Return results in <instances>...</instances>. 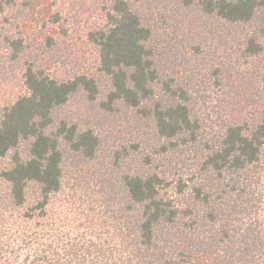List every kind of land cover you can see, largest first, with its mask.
Wrapping results in <instances>:
<instances>
[{
    "label": "trees",
    "instance_id": "16d2710c",
    "mask_svg": "<svg viewBox=\"0 0 264 264\" xmlns=\"http://www.w3.org/2000/svg\"><path fill=\"white\" fill-rule=\"evenodd\" d=\"M20 1L51 12V0ZM169 1L208 17L227 60L208 73L187 59L168 66L152 0H111L89 33L101 108H132L151 129L131 145L134 170L66 192L64 158L93 160L100 141L54 110L79 90L96 99L102 80L25 67L26 91L0 108V264H264V0H166L165 10ZM10 44L15 55L23 45Z\"/></svg>",
    "mask_w": 264,
    "mask_h": 264
},
{
    "label": "rangeland",
    "instance_id": "374dc122",
    "mask_svg": "<svg viewBox=\"0 0 264 264\" xmlns=\"http://www.w3.org/2000/svg\"><path fill=\"white\" fill-rule=\"evenodd\" d=\"M165 1L152 0L153 10H158L161 17L156 20L153 14L152 22L157 24L155 44L160 46V53H168V66H176L187 59V67L208 73L213 69L211 65L221 60L218 55L227 60L226 47L207 29L208 17L195 10L178 8L176 1H169L171 9L165 10ZM0 4V108L12 104L26 91L23 72L30 63L59 81L79 74L98 76L102 80L98 73V49L90 41L89 33L105 25V13L111 0H51L50 14L38 12L34 15L20 0H0ZM162 14L166 16L164 20ZM223 32L226 39L227 30ZM13 39H21L23 44L16 55L10 44ZM197 44L201 45L200 54L194 56L192 51ZM100 85L101 93L96 99H89L86 92L79 90L54 110L56 120L64 118L90 129L100 141L93 160L76 153L64 158L63 183L68 193L75 191L78 195L96 186L92 178L111 168L134 170L131 145L142 142L144 137L140 136L151 132L146 121L132 108L119 107L113 111L101 108L106 81L102 80ZM212 90L215 96L217 88ZM123 147L132 153L117 159L116 156H120L117 152ZM260 164L264 183V148Z\"/></svg>",
    "mask_w": 264,
    "mask_h": 264
}]
</instances>
